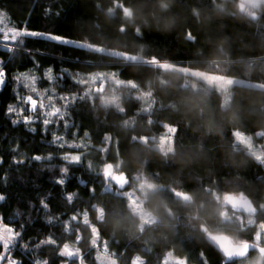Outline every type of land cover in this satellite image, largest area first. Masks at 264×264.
I'll return each mask as SVG.
<instances>
[{
	"label": "trees",
	"instance_id": "16d2710c",
	"mask_svg": "<svg viewBox=\"0 0 264 264\" xmlns=\"http://www.w3.org/2000/svg\"><path fill=\"white\" fill-rule=\"evenodd\" d=\"M28 1L32 3L30 12L21 17L8 0H0V31L3 27L13 31L23 24L28 30L115 48L136 60L90 48L62 47L38 37L25 38V47L35 59L28 53L21 54L9 65L12 73L31 70L41 90L57 85L58 95L70 93L80 98L68 111L70 122L79 126L75 142L83 145L81 153L86 156L80 164L69 166L70 179L65 186L56 184L55 180L61 178L59 168L65 163L60 155L79 150L59 149L49 143L51 132L71 141V132L77 129L65 134L62 127L50 126L49 133H42L37 121L31 125L37 132L31 133L27 131L29 126H14L10 120L18 117L3 112L15 103L11 89L0 96V157L4 160L0 173L7 177V182L0 184V194L6 197L0 203V216L17 229L23 225V242L31 247L32 241L52 234L74 240V236L63 233L55 219L49 225L47 217L63 221L75 214V209L88 212L87 227L84 222L78 226L83 235L79 246L86 253L91 249L95 224L98 244L107 241L118 264H129L134 255L144 257L147 264H161L169 250L179 257H189V264H198L199 251L205 252L208 264H220L219 255L205 240L207 233H227L236 242L264 245V164L235 135L237 130L255 133L264 128V88L235 84L227 100L229 93L202 80L193 82L191 76L168 66L183 63L211 73L264 82V2L260 7L243 9L242 0ZM50 4L60 12L59 17L44 15ZM57 4L60 7L55 9ZM0 55L7 53L0 49ZM49 67L54 69V76L60 75L61 68L68 69L78 83L67 76L48 81L43 73ZM101 73L105 76L95 79ZM20 91L26 94L22 86ZM112 97L118 98L119 108L115 103H105ZM56 103L60 106L59 101ZM159 124L177 128L175 151L164 156L175 167L171 173L148 168ZM85 131L89 137H83ZM132 137H136L135 142ZM141 137L148 138L147 144L138 142ZM17 146V153L10 151ZM188 153L204 159L203 170L192 163L187 168L181 165L180 156ZM33 155H52L53 159H26ZM14 156L25 159V163L13 164ZM132 158L139 163H132ZM120 162L131 178L127 188L139 178L161 185L144 197L145 206L156 216L154 222L142 223V216L133 210L129 199L114 194L122 189L113 180L100 178L111 184L113 193H105L102 183H93L98 177L87 169V163L99 172L107 171L105 166L110 163ZM77 177L87 181V186L79 184ZM89 187H95L94 196ZM171 189L191 192L195 199L186 203ZM72 192L78 195L69 205L64 197ZM235 193L249 196L257 205L253 223L246 219L248 213L222 204L225 196ZM41 200L49 204L47 211L41 208ZM222 210L227 220L221 216ZM101 214L103 219L99 220ZM113 238L118 243H112ZM96 252L97 247L93 255ZM258 252L253 250L246 257ZM52 253L53 249L45 246L37 258L51 262L57 259ZM15 255L30 264L18 249ZM245 258H236L234 264H243ZM86 259L88 264H95L91 258Z\"/></svg>",
	"mask_w": 264,
	"mask_h": 264
},
{
	"label": "snow or ice",
	"instance_id": "6c2138e0",
	"mask_svg": "<svg viewBox=\"0 0 264 264\" xmlns=\"http://www.w3.org/2000/svg\"><path fill=\"white\" fill-rule=\"evenodd\" d=\"M60 5L57 4L55 9L59 8ZM0 15H3V10H0ZM45 16L49 17H59L60 12L54 11V7L50 4L48 7L45 8L44 11ZM139 34V32L137 33ZM0 49H3L6 55H0V96L3 95L5 90L9 91L11 89L13 99L15 103L9 104L6 109H3V112L6 116L11 117L12 115H16L17 119H11L10 123L12 125H26L27 131L31 133H36L37 129L34 125L37 121L41 124V132L42 133H49L50 126L51 128H63L65 134L70 132L72 129H77V131H72L71 136L72 139L69 141L65 138V135L57 134L55 131L51 132L52 139L49 143L56 145L59 149H73L79 150L78 154H73V152L68 151L64 152L60 155V159L65 162L63 166L59 168V172L61 174V178L55 180V183L60 186H65L68 179H70L69 171L70 165H78L85 159V156L79 155L83 151V145L76 143V139L78 137L79 126L74 122H70V113L68 111L71 105H75L76 101L80 98L78 96L74 97L72 94H57L56 86L53 87H46L41 90L38 87V77L34 74L33 71L29 70L27 72H18L13 74L11 68L9 67L15 60L21 57V54L28 53L29 58L34 61V56L31 54V50L25 47V38H33L38 37L45 41H53L56 45L59 46H70L72 48L77 49H84L88 46L83 43H77L70 37L61 36L56 33L51 32H43V31H35V30H28L23 27L21 24L18 29L13 30L7 34L3 31H0ZM190 40L193 39L191 34L189 33ZM5 57H7L5 59ZM59 59V58H58ZM126 60L135 61L136 57H124ZM38 67V65H37ZM54 69L49 67L43 73L44 77L48 81H58L63 79L64 76H67L69 80L73 81L74 83H78L73 79L72 73L68 71L66 68L60 69V75L54 76L53 75ZM115 75V74H114ZM120 82V81H118ZM129 83L132 87H135V84L131 81ZM15 85V87H12ZM21 86L24 90H26V94H22L20 91ZM147 95V94H145ZM56 101L60 102V106H57ZM105 103H115L116 107L119 108L118 98L112 97L110 100L106 99ZM123 111V110H121ZM27 113V114H25ZM68 117V118H66ZM151 123V121H149ZM162 128H165L172 134L174 137L175 133L177 132V128L175 126L163 124L161 125ZM236 136H241L242 134L237 131L235 133ZM83 137H89V133L85 131L83 133ZM261 137L264 138V133L261 134ZM105 139L107 137L105 136ZM132 140L135 142L136 137H132ZM140 143L147 144L148 138L141 137L139 139ZM159 150L164 155L167 156L170 152H172V146L169 138L167 136H162L159 141ZM11 152L17 153L18 146L11 148ZM28 160L33 161H41V160H49L53 159L52 155L41 156V155H33L31 157H27ZM259 162L264 164V158H259ZM4 160L0 157V165H3ZM12 163L16 165L24 164L25 159H16L15 156L12 158ZM51 166V165H50ZM87 169L90 170L93 174L98 177L97 181L93 183H102L103 191L105 193H113V188L111 184L102 182L101 177L104 178V181L107 180H115L120 181L123 178L125 181L127 177L125 174L121 173L119 176H112L110 175L109 171L105 169H101L99 172L91 169V165L87 163ZM107 169L111 170L112 165L108 164ZM79 184L87 186L88 182L77 177ZM7 182V177L3 173H0V184H4ZM119 187H125V183H119ZM147 187L149 189H154L155 185L148 184ZM89 192L94 196L95 195V187H89ZM172 192L177 197H181L186 203H191V197H189L186 192L183 191H176L175 189H171ZM117 196H122L125 198L130 199V204L133 206V210L140 205H137L135 198H133L132 193H123L120 191H116L114 193ZM77 193L72 192L65 195V200L69 205H71L74 199L77 198ZM6 197L0 194V203L5 201ZM216 199L219 200L220 197L216 196ZM243 200V196L240 198ZM231 202L232 206L236 207L235 198L232 196H225L222 204H227ZM95 211V207L90 205ZM41 208L45 211L49 209V204L45 202V200H41ZM75 214L68 216L66 220L61 221L59 217H47V223L52 225L55 221L59 222V227L63 229V233L67 235L74 236V240L68 241L63 239V237H57L54 234L48 235L44 239H38L32 241V246H29L28 242H23L24 236V227L23 225L20 226L19 229L10 226V223L4 222V217L0 216V264H26L25 259H20L18 256L15 255L17 249L20 253L24 254L26 259L30 261V264H86V258H91L95 264H118L116 259H108L106 262V258L101 255H93L95 252L96 247L98 246L96 240H92L90 243L92 245L91 249L86 253L83 248L79 245L83 240V235L78 232V226L84 222V226L87 227V217L88 212L87 210L83 211H76L73 209ZM80 215H77V213ZM221 216H223L227 220V213L223 210L221 211ZM99 220L103 219V215L101 214L98 217ZM251 223V221H249ZM257 239L259 237H256ZM206 242L209 244V249L215 251L217 255L220 257V264H234L235 259L238 256H243L249 248H253L254 246H250L247 242H242L241 244H237L232 241L229 237L223 234H211L207 233L205 236ZM107 241H104L105 245V253L108 252L107 248ZM112 243L116 244L118 241L113 238ZM50 246L53 249V257L57 259H53L51 262L48 258H37L39 252L45 247ZM123 248V246H122ZM125 251V249H124ZM123 251H121V254ZM116 254H113L115 256ZM169 258L173 259L175 264H189V257H178L174 256V253L169 250L166 256L162 259L161 264H169ZM129 264H147V260L140 256L134 255L129 259ZM198 264H208V260L206 258V254L203 251L198 252Z\"/></svg>",
	"mask_w": 264,
	"mask_h": 264
},
{
	"label": "rangeland",
	"instance_id": "374dc122",
	"mask_svg": "<svg viewBox=\"0 0 264 264\" xmlns=\"http://www.w3.org/2000/svg\"><path fill=\"white\" fill-rule=\"evenodd\" d=\"M8 1L21 17H26L28 13L30 12V9L32 6V3L30 1L28 0H24V1L8 0ZM263 2L264 0H242V8L246 9L251 6L260 7V5ZM2 30L5 32V34L11 32V31H8V29L4 27L2 28ZM73 40H75L77 43L86 44L88 46L87 48H90V49L98 50L101 52H106V53L117 55V56L132 57L130 53L122 52L118 49L107 47V46H104L98 43H93L87 40H80V39H73ZM168 66L172 69L182 71L186 73L187 75L191 76V79L193 82L202 80L210 87H214L222 91L223 93H229L227 95V100L231 98L230 91L235 84H245V85H250L254 87L264 88L263 81L253 80V79L239 77V76L229 77V76H225L222 74L211 73V72L203 71L200 68L189 65V64L171 63V64H168ZM104 76L105 74L101 73L98 76H96L95 79L101 78ZM161 125L163 124H159L156 127V131L158 132V134L153 139V143H154L153 153H152L153 161L150 165H148V168L151 169L153 167L155 168L158 167L163 172L171 173L174 171L175 167L173 165H170L164 160V155L159 150V141L162 136H167L171 142L172 149L173 148L175 149L174 137L172 136L170 132H168L167 129L162 128ZM167 125H170V124H167ZM237 131H239L242 134L241 136H236L238 142L244 143L245 146L248 148V150L251 153H253L257 158H263L264 157V138L261 137V134L264 133V128L259 129L255 133H247L243 130H237ZM73 154H78V152L73 153ZM79 155L82 156V153H79ZM179 160H180L181 165L184 168H187L189 164L192 163V164H195L199 169L201 170L204 169V159L201 157H198L195 154L188 153V154L182 155L180 156ZM132 163L138 164L139 161L137 159L132 158ZM110 164L112 165V173L110 175L113 176L116 173H124L127 176L128 178L127 184L125 185V187L121 188L122 189L121 192L132 193V196L133 198H135L137 205H140L139 207L135 208V212H137L139 215L142 216L143 221L151 222V221L156 220L155 214L149 211L148 208L145 206L144 197L148 195L149 193H151L152 191H155L156 189H158L161 185L147 178H142V179L139 178L138 180L133 181V186L131 188H127V186L129 185V182H131V178L127 175L126 171L123 170L122 162H120L117 165L113 163H110ZM105 167L107 169V166ZM148 184L155 185V188L149 189L147 187ZM246 219L248 221H251V223L255 221L254 215L250 213L247 214ZM93 228L96 233V237L94 238V240H96V243L98 245L96 255L104 256L106 258V262L108 259H114L110 252L108 244H107V248H108L107 253H105L104 243L102 245L98 244L99 243V235H98L99 230H98L97 225L94 224ZM174 256H177V255H174ZM86 264H88L87 261H86ZM169 264H175L174 260L169 258ZM243 264H264V255L260 252L255 253L253 256L246 257L243 261Z\"/></svg>",
	"mask_w": 264,
	"mask_h": 264
},
{
	"label": "water",
	"instance_id": "95a60500",
	"mask_svg": "<svg viewBox=\"0 0 264 264\" xmlns=\"http://www.w3.org/2000/svg\"><path fill=\"white\" fill-rule=\"evenodd\" d=\"M107 171H109L110 172V174L112 173V169L111 170H108L107 169ZM121 173H116V174H114L113 176H119ZM124 174V173H123ZM127 177V176H126ZM115 181V180H114ZM127 181H128V178H127V180L125 181L123 178H121V180L118 182V181H115L117 184H118V186H119V183H125V185L127 184ZM227 196H232V197H234L235 198V201H236V207L234 208L233 206H232V203L231 202H229V203H227V204H225V205H227V206H229V207H231V208H233L234 210H236V211H239V212H245V213H250V214H252V215H255V214H257V212H258V207H257V205L255 204V202L249 197V196H245V195H241V194H239V193H235V194H229V195H227ZM241 196H243V200H241L240 198H241ZM217 234H223V235H225V236H227V237H229L232 241H234L235 243H237V244H241L242 242H236L229 234H227V233H217ZM250 246H254V244H252L251 242H247ZM254 248H255V246H254ZM258 249H259V251H260V253H262L263 255H264V245H260L259 247H258ZM254 249L253 248H249V250L248 251H246L245 252V254L243 255V256H238L237 258H240V259H242V258H245L246 256H248L249 255V253L251 252V251H253Z\"/></svg>",
	"mask_w": 264,
	"mask_h": 264
},
{
	"label": "clouds",
	"instance_id": "9594fccd",
	"mask_svg": "<svg viewBox=\"0 0 264 264\" xmlns=\"http://www.w3.org/2000/svg\"><path fill=\"white\" fill-rule=\"evenodd\" d=\"M165 7H167L166 4H165ZM172 151L174 152L175 149L173 148ZM186 194H187L189 197H191V200H192V201H194L195 197H194L193 193H191V192H186ZM143 222H146V221H142V223H143ZM153 222H154V221H153Z\"/></svg>",
	"mask_w": 264,
	"mask_h": 264
},
{
	"label": "flooded vegetation",
	"instance_id": "af4514ba",
	"mask_svg": "<svg viewBox=\"0 0 264 264\" xmlns=\"http://www.w3.org/2000/svg\"><path fill=\"white\" fill-rule=\"evenodd\" d=\"M255 250H256V251H259L258 247H255V248H254V251H255Z\"/></svg>",
	"mask_w": 264,
	"mask_h": 264
},
{
	"label": "bare ground",
	"instance_id": "6f19581e",
	"mask_svg": "<svg viewBox=\"0 0 264 264\" xmlns=\"http://www.w3.org/2000/svg\"><path fill=\"white\" fill-rule=\"evenodd\" d=\"M116 183V182H115ZM117 184V183H116ZM118 185V184H117Z\"/></svg>",
	"mask_w": 264,
	"mask_h": 264
}]
</instances>
